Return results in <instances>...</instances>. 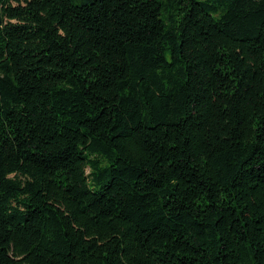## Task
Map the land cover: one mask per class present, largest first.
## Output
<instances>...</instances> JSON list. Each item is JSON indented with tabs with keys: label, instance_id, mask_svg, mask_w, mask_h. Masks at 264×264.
<instances>
[{
	"label": "trees",
	"instance_id": "trees-1",
	"mask_svg": "<svg viewBox=\"0 0 264 264\" xmlns=\"http://www.w3.org/2000/svg\"><path fill=\"white\" fill-rule=\"evenodd\" d=\"M0 264H264V0H0Z\"/></svg>",
	"mask_w": 264,
	"mask_h": 264
}]
</instances>
